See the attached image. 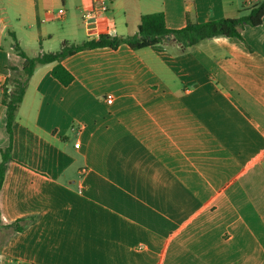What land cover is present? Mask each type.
Wrapping results in <instances>:
<instances>
[{
    "label": "crops",
    "instance_id": "1",
    "mask_svg": "<svg viewBox=\"0 0 264 264\" xmlns=\"http://www.w3.org/2000/svg\"><path fill=\"white\" fill-rule=\"evenodd\" d=\"M262 1L112 0L91 29L92 0H0V81L23 67L14 40L33 59L132 37L144 14L180 30ZM240 34L77 52L67 86L36 66L0 191L1 223L26 225L0 234V264H264V18Z\"/></svg>",
    "mask_w": 264,
    "mask_h": 264
},
{
    "label": "trees",
    "instance_id": "2",
    "mask_svg": "<svg viewBox=\"0 0 264 264\" xmlns=\"http://www.w3.org/2000/svg\"><path fill=\"white\" fill-rule=\"evenodd\" d=\"M264 18V1L260 4L250 7L246 14L232 20H215L206 23H196L189 20L180 30H173L166 26L164 15L162 13L144 14L140 16L137 34L132 37H108L99 34L96 39L85 41L82 44L69 46L63 42L58 52L45 53L36 58H28L14 40V51L24 60L23 67L14 77L8 79L7 84L10 92L7 90L3 94L2 105L5 107V131L8 136V147L2 149L0 159V191L3 185L7 164L12 161L11 149L13 145L12 125L16 118L18 107L23 101L27 82L32 78L36 66L54 63L51 71L53 78L63 86L69 85L74 77L68 72L61 61L65 57L72 56L77 52L93 50L97 48L117 49L125 44L132 50H141L151 48L161 44H169L173 41L179 46L180 51L187 50L193 46L199 45L202 41L223 36L227 38H241L240 28L242 26L258 27ZM8 89V88H7ZM1 219V212H0ZM26 225V220L22 219L10 225L4 226L0 220V234L8 239L14 232L22 231ZM4 242L0 236V246Z\"/></svg>",
    "mask_w": 264,
    "mask_h": 264
},
{
    "label": "built area",
    "instance_id": "3",
    "mask_svg": "<svg viewBox=\"0 0 264 264\" xmlns=\"http://www.w3.org/2000/svg\"><path fill=\"white\" fill-rule=\"evenodd\" d=\"M254 1L255 0H245L247 6H251ZM111 2L112 0H92L90 9L84 11L82 15L84 23L92 29L96 22L107 14ZM6 90L8 93L10 92V89H5L3 83L0 81V93L5 92ZM113 100V96H106V102L108 104H112ZM261 158L264 160V155H262Z\"/></svg>",
    "mask_w": 264,
    "mask_h": 264
},
{
    "label": "rangeland",
    "instance_id": "4",
    "mask_svg": "<svg viewBox=\"0 0 264 264\" xmlns=\"http://www.w3.org/2000/svg\"><path fill=\"white\" fill-rule=\"evenodd\" d=\"M52 45H54V46L56 47V49L58 48V43H57V41L52 42ZM72 45H74L73 42H71V43L69 44V46H72Z\"/></svg>",
    "mask_w": 264,
    "mask_h": 264
}]
</instances>
